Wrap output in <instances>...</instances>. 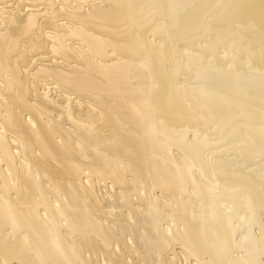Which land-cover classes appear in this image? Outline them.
<instances>
[{"label": "bare ground", "instance_id": "6f19581e", "mask_svg": "<svg viewBox=\"0 0 264 264\" xmlns=\"http://www.w3.org/2000/svg\"><path fill=\"white\" fill-rule=\"evenodd\" d=\"M0 264H264V0H0Z\"/></svg>", "mask_w": 264, "mask_h": 264}]
</instances>
